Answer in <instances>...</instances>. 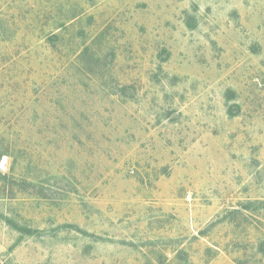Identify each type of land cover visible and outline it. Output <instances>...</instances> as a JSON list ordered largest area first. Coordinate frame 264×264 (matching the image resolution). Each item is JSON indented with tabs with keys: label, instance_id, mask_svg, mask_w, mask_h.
Instances as JSON below:
<instances>
[{
	"label": "rangeland",
	"instance_id": "374dc122",
	"mask_svg": "<svg viewBox=\"0 0 264 264\" xmlns=\"http://www.w3.org/2000/svg\"><path fill=\"white\" fill-rule=\"evenodd\" d=\"M0 264H264V0H0Z\"/></svg>",
	"mask_w": 264,
	"mask_h": 264
}]
</instances>
